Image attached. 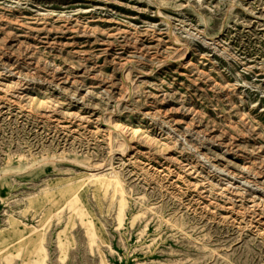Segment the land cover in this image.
<instances>
[{
  "label": "rangeland",
  "instance_id": "374dc122",
  "mask_svg": "<svg viewBox=\"0 0 264 264\" xmlns=\"http://www.w3.org/2000/svg\"><path fill=\"white\" fill-rule=\"evenodd\" d=\"M0 264H264V0H0Z\"/></svg>",
  "mask_w": 264,
  "mask_h": 264
}]
</instances>
